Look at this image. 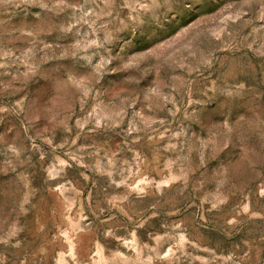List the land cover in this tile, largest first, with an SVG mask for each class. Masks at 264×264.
Returning a JSON list of instances; mask_svg holds the SVG:
<instances>
[{
  "label": "rangeland",
  "instance_id": "rangeland-1",
  "mask_svg": "<svg viewBox=\"0 0 264 264\" xmlns=\"http://www.w3.org/2000/svg\"><path fill=\"white\" fill-rule=\"evenodd\" d=\"M0 264H264V0H0Z\"/></svg>",
  "mask_w": 264,
  "mask_h": 264
}]
</instances>
